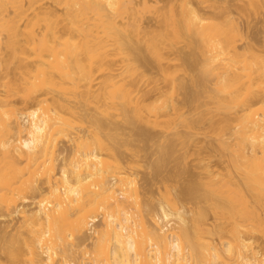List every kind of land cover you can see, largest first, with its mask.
Masks as SVG:
<instances>
[{
    "label": "bare ground",
    "instance_id": "obj_1",
    "mask_svg": "<svg viewBox=\"0 0 264 264\" xmlns=\"http://www.w3.org/2000/svg\"><path fill=\"white\" fill-rule=\"evenodd\" d=\"M237 1L0 0V264H264V51L229 8L264 0Z\"/></svg>",
    "mask_w": 264,
    "mask_h": 264
},
{
    "label": "rangeland",
    "instance_id": "obj_2",
    "mask_svg": "<svg viewBox=\"0 0 264 264\" xmlns=\"http://www.w3.org/2000/svg\"><path fill=\"white\" fill-rule=\"evenodd\" d=\"M236 1L237 0H225V2H227L228 5L234 4V3L236 4ZM237 3H238V1H237ZM234 5L233 6L231 5V7H229V8H231L230 9L231 10L230 15L234 16L238 19V21L241 23L243 33H244V37L241 41H239V43L244 44L247 41H250L253 44V46L258 49V51H260V50L264 51V8L257 13H252V14H248V15H242V14L240 15ZM207 12L205 15L208 14ZM262 51H260V52H262ZM179 72L181 74L184 71H179ZM184 74L185 75L188 74V75H186L184 77ZM184 74L182 73L180 76H183L184 78H188L190 76V74H193V73L192 72L191 73H185L184 72ZM183 92H185V91H182L181 93H183ZM183 95H184V93L178 95V98L181 102H183ZM185 108H187V106H185ZM80 127L81 126H79V129H81ZM157 131L158 130L155 131V129H153L151 132H153L154 135H158L159 132L157 133ZM60 144H62V142ZM63 144H64V146H66V145H71L73 143L70 144V143L65 142ZM63 144L61 146H63ZM141 144L144 145V142H141ZM73 146H75V144ZM73 146L71 145V148L69 150H72ZM151 147H154V144H151ZM149 148H150V145H148V147L145 145H144V147L141 146V151L139 153H137L136 156L135 155L133 156L132 154L129 155V152L126 150L125 154H126V152H128V154H126L127 155L126 157H128V155H129V157H128L129 159L127 158V160H125V162H126L125 166L127 164V166H126V168H128L127 170L129 171V169H130L129 172L131 173V171H132V173L134 172V174L136 175V178L138 180V183H139V186L141 189V190L138 189V191H140V194H144L145 196L153 199L154 201H157L159 199V195H158L159 189H164V185H165V182L163 183V181L161 179H162V177L164 178L165 175H167V172H168L167 167H169V166L168 165L164 166L167 169L161 167L162 168L161 171L163 169H164V171L166 170L165 172L162 171L163 173L161 174L159 168L157 169L155 167L156 165L154 166V164H156V162H154V161H157V160H155L157 154H154V151H152V150L155 148V151H156L157 147L155 145V147L153 149L152 148L149 149ZM74 149H75V147H74ZM72 152H73V150H72ZM211 164L213 165V167L215 169H220L222 167V161L218 157H213L211 160ZM156 169L159 172H157ZM134 174L132 176H134ZM161 175H164V176L159 177ZM182 175L184 176V178H183V176H181V179L182 178L185 179V177H186L185 174H182ZM179 176H180V174H179ZM176 177H177L176 179L178 180V176H176ZM172 179L175 180V177H173ZM183 179H182V181H183ZM179 180H180V177H179ZM180 182H181V180H180ZM134 191H133V193H134ZM135 193L137 195L136 191H135ZM135 193H134V195H135ZM138 194H139V192H138ZM18 216H20V215H18ZM15 220L16 221H12L10 226L7 228L8 231L11 232V234L17 232L16 229L20 225L21 217H16ZM0 224H4L2 217H0ZM94 226L95 225H92V228L96 229L97 227L96 226L94 227ZM89 240L90 239L87 240L88 241V242H86L87 244H83L84 246H86V248L83 246H82V248L90 249L91 243L89 244V242L92 240H90V241ZM89 245H90V247H89ZM219 246L221 247L220 243H219ZM87 260H88L87 258H86V260L84 259V261L82 263L84 264V262H86ZM88 263L90 264L89 261H87V263H85V264H88Z\"/></svg>",
    "mask_w": 264,
    "mask_h": 264
}]
</instances>
